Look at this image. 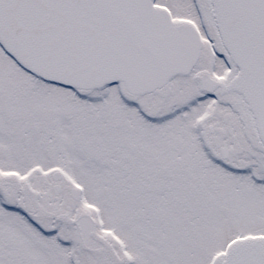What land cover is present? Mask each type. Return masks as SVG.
<instances>
[{"label": "snow or ice", "instance_id": "snow-or-ice-1", "mask_svg": "<svg viewBox=\"0 0 264 264\" xmlns=\"http://www.w3.org/2000/svg\"><path fill=\"white\" fill-rule=\"evenodd\" d=\"M0 264H264V0H0Z\"/></svg>", "mask_w": 264, "mask_h": 264}]
</instances>
